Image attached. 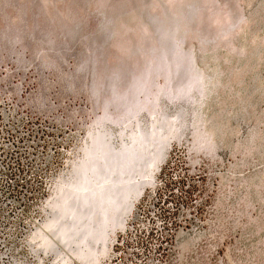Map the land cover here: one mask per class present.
Masks as SVG:
<instances>
[{
  "label": "rangeland",
  "instance_id": "rangeland-1",
  "mask_svg": "<svg viewBox=\"0 0 264 264\" xmlns=\"http://www.w3.org/2000/svg\"><path fill=\"white\" fill-rule=\"evenodd\" d=\"M0 72L70 144L33 231L90 130L167 114L186 128L167 158L186 204L163 264H264V0H0Z\"/></svg>",
  "mask_w": 264,
  "mask_h": 264
},
{
  "label": "built area",
  "instance_id": "built-area-1",
  "mask_svg": "<svg viewBox=\"0 0 264 264\" xmlns=\"http://www.w3.org/2000/svg\"><path fill=\"white\" fill-rule=\"evenodd\" d=\"M17 85L0 72V264H23V243L70 154L61 124L31 107ZM167 160L100 264H163L172 252L186 203Z\"/></svg>",
  "mask_w": 264,
  "mask_h": 264
},
{
  "label": "bare ground",
  "instance_id": "bare-ground-1",
  "mask_svg": "<svg viewBox=\"0 0 264 264\" xmlns=\"http://www.w3.org/2000/svg\"><path fill=\"white\" fill-rule=\"evenodd\" d=\"M17 87L23 91L24 80ZM132 123L127 118L126 127ZM101 124L98 131L90 130L93 138L84 146V156L72 161L73 169L60 176L45 206L46 219L26 240L40 264L51 253L55 254L52 264H74L76 259L99 264L107 258L113 237L126 227L146 185H156L157 170L173 143L186 139V128L174 135L178 127L167 114L150 128L138 124L130 132L119 128L118 134L113 126ZM96 190L102 193L100 198H93ZM94 212L101 213L98 224L92 218ZM26 261L23 264H34Z\"/></svg>",
  "mask_w": 264,
  "mask_h": 264
}]
</instances>
